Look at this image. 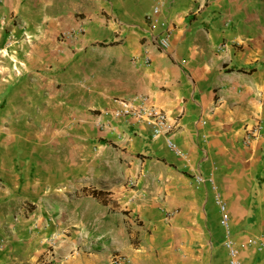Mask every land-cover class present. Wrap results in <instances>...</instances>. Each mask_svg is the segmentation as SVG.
I'll use <instances>...</instances> for the list:
<instances>
[{
	"label": "crops",
	"instance_id": "obj_1",
	"mask_svg": "<svg viewBox=\"0 0 264 264\" xmlns=\"http://www.w3.org/2000/svg\"><path fill=\"white\" fill-rule=\"evenodd\" d=\"M134 97L177 121L184 156L109 114ZM197 174L261 264L264 0H0V264H228Z\"/></svg>",
	"mask_w": 264,
	"mask_h": 264
},
{
	"label": "built area",
	"instance_id": "obj_2",
	"mask_svg": "<svg viewBox=\"0 0 264 264\" xmlns=\"http://www.w3.org/2000/svg\"><path fill=\"white\" fill-rule=\"evenodd\" d=\"M163 2L154 3L146 18L149 23V32L147 33L149 43L161 52H167L170 46V38L172 36V29L167 22L160 16ZM144 63L148 62V58H144ZM117 107L112 109L109 114L118 119L121 117H130L134 121L144 123L151 129V136L153 138L163 137L164 144L168 150L175 155L184 156V152L175 144L173 140V132L176 130L177 121L171 120L167 114L155 106L146 104L144 97H134L131 99L117 98L113 100ZM208 181L213 191V199L216 203L220 218L219 222L223 230L221 240L222 247L227 253L228 264H244L239 257L238 248L235 245L233 234L230 225V215L227 207V202L222 198L221 194L216 188V185L211 176L204 177L200 174L195 175L194 182L197 185ZM52 242L55 241L53 237ZM248 245L254 246L262 254L261 264H264V238H249ZM124 260L121 256H113L111 262L118 263Z\"/></svg>",
	"mask_w": 264,
	"mask_h": 264
},
{
	"label": "rangeland",
	"instance_id": "obj_3",
	"mask_svg": "<svg viewBox=\"0 0 264 264\" xmlns=\"http://www.w3.org/2000/svg\"><path fill=\"white\" fill-rule=\"evenodd\" d=\"M92 191H90V193H91ZM92 196H95V194H93Z\"/></svg>",
	"mask_w": 264,
	"mask_h": 264
}]
</instances>
